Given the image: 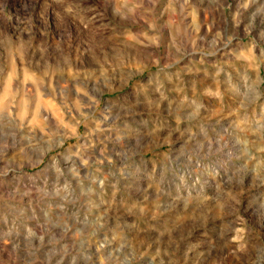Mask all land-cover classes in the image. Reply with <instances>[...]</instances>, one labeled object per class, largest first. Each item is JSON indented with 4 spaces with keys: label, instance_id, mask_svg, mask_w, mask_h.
Listing matches in <instances>:
<instances>
[{
    "label": "rangeland",
    "instance_id": "rangeland-1",
    "mask_svg": "<svg viewBox=\"0 0 264 264\" xmlns=\"http://www.w3.org/2000/svg\"><path fill=\"white\" fill-rule=\"evenodd\" d=\"M0 264H264V0H0Z\"/></svg>",
    "mask_w": 264,
    "mask_h": 264
}]
</instances>
